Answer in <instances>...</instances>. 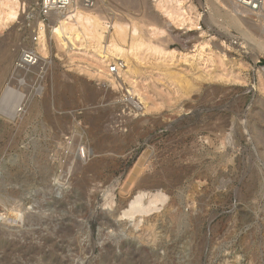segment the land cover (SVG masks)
<instances>
[{
  "label": "rangeland",
  "instance_id": "rangeland-1",
  "mask_svg": "<svg viewBox=\"0 0 264 264\" xmlns=\"http://www.w3.org/2000/svg\"><path fill=\"white\" fill-rule=\"evenodd\" d=\"M20 1L0 25V264H264V8L233 23L227 1L184 0L188 29L152 0H95L175 51L132 60L141 102ZM37 19L45 53L20 69ZM139 191L164 199L121 217Z\"/></svg>",
  "mask_w": 264,
  "mask_h": 264
},
{
  "label": "bare ground",
  "instance_id": "bare-ground-1",
  "mask_svg": "<svg viewBox=\"0 0 264 264\" xmlns=\"http://www.w3.org/2000/svg\"><path fill=\"white\" fill-rule=\"evenodd\" d=\"M92 1V5L86 6L82 0H74L67 9L51 12L47 19H51H49L51 21V25L49 26L52 35L55 36L62 46L76 47L74 40H78L80 41L79 45L90 47L93 51V55L97 58V74L107 79L105 81L112 85H116L119 82L123 84L128 83V85H130L128 91L132 96L131 99L136 96L139 101L143 102L142 96L137 92L132 81L134 75L133 69L130 65L132 60L145 59L147 54L152 53L157 54L158 56L160 55L161 62L169 61L174 57L175 51L162 47L159 39L154 41V38L163 32L161 27L158 26L159 24L157 21H149L145 25L146 29H144L143 25H139L138 22L134 21L126 23L117 20H105L103 19V16L100 17L92 12L95 0ZM210 1L213 4H215V1H220L221 3L227 1L231 7L229 11L232 10V13L227 14L226 18L229 22L233 23L239 19L238 13L246 14L245 16H258L259 13H261L251 10L246 6L236 4L232 0ZM152 2H154V6L162 11L168 21L176 24L179 28L185 26L190 29V27L196 25L198 15H192L189 13L188 7L184 5V0H152ZM20 9V0H0V25L4 26L10 21H13L19 15ZM218 12H214L213 17L217 16L219 14ZM35 23L34 32L36 38H38V42L34 44V50L31 51L33 58L39 56V54H37L38 52L44 54L46 50V25L43 20L39 19H37ZM109 28H111L112 31H110ZM249 32L250 31L245 32V34L242 35L247 36L245 38L253 40L251 37L252 35ZM256 45L260 49H264V44L261 41H256ZM25 52L27 51H24L21 56H24ZM185 55L186 54H184V56ZM196 55H199V52L198 54H192L191 56L195 57ZM22 60V65L18 66H20V69H25L27 66ZM111 64L116 65L118 68L114 74L110 72ZM125 67L126 69H123ZM0 79L2 80V77ZM6 91V93L2 92V99L7 102V87ZM10 98H8V100ZM163 199L164 195L161 192L146 193L139 191L120 216L133 217L136 213H147L155 208L157 201H163Z\"/></svg>",
  "mask_w": 264,
  "mask_h": 264
},
{
  "label": "built area",
  "instance_id": "built-area-1",
  "mask_svg": "<svg viewBox=\"0 0 264 264\" xmlns=\"http://www.w3.org/2000/svg\"><path fill=\"white\" fill-rule=\"evenodd\" d=\"M83 3L87 6L93 4L92 0H82ZM236 4H240L243 6L248 7L251 10L261 11L264 8V0H232ZM74 0H38V10L40 17L45 20L51 12L58 11V10H65L67 9ZM23 59V60H22ZM21 60L26 64V66L30 67L35 64L37 61L36 58H33L31 52H25L24 56L21 57ZM18 65H22L21 61L18 62ZM20 67V66H19ZM117 66L112 65L110 66V72H116Z\"/></svg>",
  "mask_w": 264,
  "mask_h": 264
}]
</instances>
